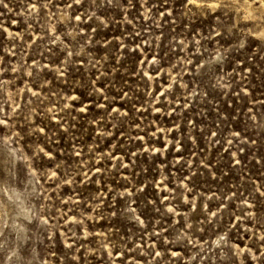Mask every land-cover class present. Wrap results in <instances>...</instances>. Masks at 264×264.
I'll return each mask as SVG.
<instances>
[{
    "label": "rangeland",
    "instance_id": "374dc122",
    "mask_svg": "<svg viewBox=\"0 0 264 264\" xmlns=\"http://www.w3.org/2000/svg\"><path fill=\"white\" fill-rule=\"evenodd\" d=\"M0 264H264V0H0Z\"/></svg>",
    "mask_w": 264,
    "mask_h": 264
}]
</instances>
